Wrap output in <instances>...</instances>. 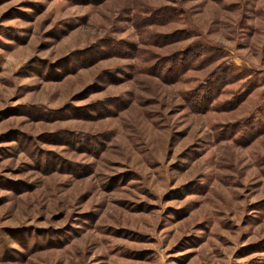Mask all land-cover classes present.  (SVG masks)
Here are the masks:
<instances>
[{"label": "rangeland", "instance_id": "374dc122", "mask_svg": "<svg viewBox=\"0 0 264 264\" xmlns=\"http://www.w3.org/2000/svg\"><path fill=\"white\" fill-rule=\"evenodd\" d=\"M0 264H264V0H0Z\"/></svg>", "mask_w": 264, "mask_h": 264}, {"label": "trees", "instance_id": "16d2710c", "mask_svg": "<svg viewBox=\"0 0 264 264\" xmlns=\"http://www.w3.org/2000/svg\"><path fill=\"white\" fill-rule=\"evenodd\" d=\"M189 54H194L193 57H195V58L192 61L193 62L196 61V63L195 64H192L193 62L191 64L183 63V64L179 65L176 69H178V70L179 69H182V70L183 69H189L192 65H196V64H200L202 62L208 61V57H211L212 56V54L209 51V49L208 48H205L203 45L199 46L198 50L197 49L194 50L193 48L192 49H189V51L186 54H184L182 56V58L185 57V56H187V55H189ZM232 71H233V69L227 70L225 68V69H223L220 72L221 73L220 76H222V77L218 76L217 78H215L218 75L217 74L215 77H213V79H211V81H212V82L210 81L211 82V86H209V88H208L209 89L208 98H211V97L213 98V96L215 97L219 93L218 91L221 90L220 89L221 88V85H223L224 83L226 85L228 83H231V82L239 79L243 75H245V73L243 71L242 72H237V73H233ZM179 72H181V71H179ZM214 78L217 81H214L215 80ZM252 89L253 88H250V90H252ZM207 92H208V90H205V93H207ZM237 98H238V96H235V98H233L231 100V102L237 100ZM234 104H235V102H234Z\"/></svg>", "mask_w": 264, "mask_h": 264}]
</instances>
